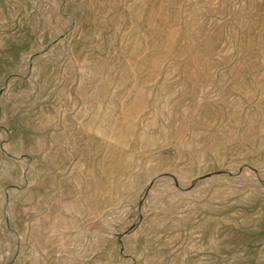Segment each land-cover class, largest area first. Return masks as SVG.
Wrapping results in <instances>:
<instances>
[{"label": "rangeland", "instance_id": "obj_1", "mask_svg": "<svg viewBox=\"0 0 264 264\" xmlns=\"http://www.w3.org/2000/svg\"><path fill=\"white\" fill-rule=\"evenodd\" d=\"M0 264H264V0H0Z\"/></svg>", "mask_w": 264, "mask_h": 264}]
</instances>
